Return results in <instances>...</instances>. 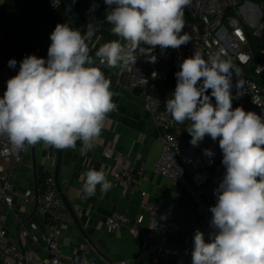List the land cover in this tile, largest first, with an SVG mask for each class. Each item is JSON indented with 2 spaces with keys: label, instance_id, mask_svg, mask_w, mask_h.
<instances>
[{
  "label": "clouds",
  "instance_id": "clouds-1",
  "mask_svg": "<svg viewBox=\"0 0 264 264\" xmlns=\"http://www.w3.org/2000/svg\"><path fill=\"white\" fill-rule=\"evenodd\" d=\"M104 2L111 8L106 20L119 39L101 45L93 57L80 31L58 23L47 58L26 55L7 80L0 98V135L8 137L14 152L41 142L57 150L75 149L79 142L81 155H87L116 109L112 82L97 63L127 69L141 55L156 63L157 46L175 50L191 40L181 34L191 0ZM16 65L15 59L8 61L10 68ZM238 72L230 59L214 55L206 60L195 52L180 64L175 91L166 101L175 122H189L193 146L206 136L219 138L223 153L225 174L210 207L212 231L207 241L195 231L192 264H264V117L233 108L232 77ZM235 87L239 93L242 83L237 80ZM204 154L215 155L211 149ZM83 177L85 198L98 187L106 194L113 186L103 170L89 169Z\"/></svg>",
  "mask_w": 264,
  "mask_h": 264
},
{
  "label": "built area",
  "instance_id": "built-area-1",
  "mask_svg": "<svg viewBox=\"0 0 264 264\" xmlns=\"http://www.w3.org/2000/svg\"><path fill=\"white\" fill-rule=\"evenodd\" d=\"M20 1L25 3L28 0ZM45 1L51 10L60 5V0H56V6L53 0ZM102 1L89 0L88 7L82 13L81 25L71 28L80 31L98 10ZM238 1L191 0V5L184 10L185 27L181 33H188L191 40L175 50L171 48L161 50L157 46L153 53L157 58L156 63L148 62L141 55L137 57L134 65L121 69L117 74L124 89L140 91L143 108L157 130L161 150L154 165L147 168L143 162L127 163L125 155L117 154L109 147L103 152L105 158L114 161L111 179L123 197L138 194L143 198L146 191L142 189V184L148 181L150 175L163 176L190 196L202 227L209 233L212 231L209 225L212 216L210 207L215 205L217 199L214 190L222 181L225 168L216 155L208 157L204 154V150L208 149L210 137L206 136L198 146H193L190 143L192 137L184 134L182 123L175 122L163 105V100L167 97L156 96L151 90L158 82L166 81L171 69L180 67L182 61L193 56L195 52L200 53L206 60L209 56L220 55L224 59H230L239 69L232 77V94L235 97L232 101L233 108L242 107L245 111H252L264 117V80L261 79L264 75V50L255 52L252 49L247 29L239 18L242 5ZM103 22V18L98 16L92 23L93 27L87 28L82 34L88 47L101 32ZM28 55L38 56V53L32 52ZM18 71L19 67H15L14 70L0 68V98L6 91L7 80ZM237 80L242 83L239 93L235 87ZM210 92L211 90H208L209 95ZM212 102L215 103L214 98ZM25 153L26 151L14 152L8 137L0 135V264H133L129 260L104 263L91 260L89 247L72 256L60 252V239L66 227L63 189L58 179L49 174L37 195L29 190H19L12 179ZM15 197L23 203H34L35 211L44 220L47 250L43 257L25 252L12 242L8 234L1 215L4 210L11 209ZM139 207L141 211L130 225L136 230L144 220L149 221L150 226L142 233L141 240L154 242L155 257L176 256L179 264H192L193 245L186 250L173 249L167 245L165 237L168 224L164 222L165 215L162 209L147 201H141ZM12 214L21 237H29L27 223L19 219L17 213ZM128 223L129 221L122 215H111L106 219V229L110 232L116 231ZM30 226L33 229L36 227L33 223Z\"/></svg>",
  "mask_w": 264,
  "mask_h": 264
},
{
  "label": "crops",
  "instance_id": "crops-1",
  "mask_svg": "<svg viewBox=\"0 0 264 264\" xmlns=\"http://www.w3.org/2000/svg\"><path fill=\"white\" fill-rule=\"evenodd\" d=\"M238 2L242 5L239 14L242 23L256 28L255 33L264 37V0ZM110 10L107 5L100 15L104 21L102 30L89 45L90 55L93 57L101 45L119 39L112 34V25L106 20ZM97 66L112 82L110 90L116 93L113 96L116 109L108 115L101 135L95 142L96 146L87 155H81L79 142L75 149L65 150L50 148L42 142L28 147L14 172L13 183L21 191L29 190L36 194L42 189L47 175L52 174L58 179L66 207V227L60 239V252L64 255L72 256L89 247V258L99 263L129 260L133 264H179L176 256L155 257L154 242L141 240L142 233L150 226L147 219L136 230L131 228L130 224L141 211L139 203L151 202L162 209L164 222L168 224L165 240L173 249H189L193 245L197 229L205 234V240L209 239V232L202 227L190 196L163 176L150 175L148 181L142 184V189L146 191L143 198L138 194L123 197L113 185L111 175L114 161L104 157L106 148L125 155L127 163L143 162L147 168H151L160 154L161 143L150 116L143 108L140 91H130L120 85L117 74L121 68H108L98 63ZM1 68L14 70L8 63ZM162 88L157 86L154 91L160 97H171L173 92ZM208 149L213 150L222 162L219 138L213 141L210 137ZM89 169L105 171L107 179L113 185L106 194H102L98 187L94 196L84 197L83 173ZM13 212L27 223L29 237H21ZM115 214L124 216L129 223L116 231H107L106 219ZM1 216L13 243L36 257L46 255L44 220L35 211L34 203H23L15 197L11 209L4 210ZM31 223L36 225L34 229L31 228Z\"/></svg>",
  "mask_w": 264,
  "mask_h": 264
},
{
  "label": "trees",
  "instance_id": "trees-1",
  "mask_svg": "<svg viewBox=\"0 0 264 264\" xmlns=\"http://www.w3.org/2000/svg\"><path fill=\"white\" fill-rule=\"evenodd\" d=\"M88 2L89 0H60V5L55 10H51L45 0H28L25 3L20 0H2L0 6V68L10 59H15L16 67H19L23 58L32 52H37V57L47 58L48 47L51 44L50 34L55 26L58 23H67L70 27H79L82 13L88 7ZM247 34L250 40L248 30ZM256 41L254 45L250 43L252 49L255 52L264 50V37ZM179 70L180 67L171 69L168 79L158 82L156 87L170 89L174 93L177 83L175 73ZM261 79L264 80V75ZM151 92L160 96L154 89ZM168 98L170 97L163 100L164 106ZM182 125L184 134L191 136L187 132L189 122L185 121Z\"/></svg>",
  "mask_w": 264,
  "mask_h": 264
},
{
  "label": "water",
  "instance_id": "water-1",
  "mask_svg": "<svg viewBox=\"0 0 264 264\" xmlns=\"http://www.w3.org/2000/svg\"><path fill=\"white\" fill-rule=\"evenodd\" d=\"M107 4H105L104 0L102 1L101 5L99 6L98 10L95 12V14L92 16V18L83 26V28L80 30L81 34L84 33V31L88 28L89 24H92L93 21L100 16L104 9L106 8ZM57 179V178H56ZM36 193L35 195H37ZM63 196V195H62Z\"/></svg>",
  "mask_w": 264,
  "mask_h": 264
},
{
  "label": "rangeland",
  "instance_id": "rangeland-1",
  "mask_svg": "<svg viewBox=\"0 0 264 264\" xmlns=\"http://www.w3.org/2000/svg\"><path fill=\"white\" fill-rule=\"evenodd\" d=\"M1 3H2V0H0V6H1ZM243 25H244V23H243ZM244 27H246V29L249 31V33H250V43L252 44V45H254L257 41V39H259L261 36H259V35H257L255 32H256V28H254V27H250V26H248V25H244ZM0 43H1V34H0Z\"/></svg>",
  "mask_w": 264,
  "mask_h": 264
}]
</instances>
